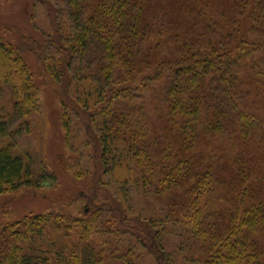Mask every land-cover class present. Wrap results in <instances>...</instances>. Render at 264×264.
Returning <instances> with one entry per match:
<instances>
[{
	"label": "trees",
	"instance_id": "1",
	"mask_svg": "<svg viewBox=\"0 0 264 264\" xmlns=\"http://www.w3.org/2000/svg\"><path fill=\"white\" fill-rule=\"evenodd\" d=\"M67 1L78 8L73 19L77 32L68 49L60 48L61 76L70 78L79 57L96 40L100 60L110 63L100 71L106 83L113 76L129 80L120 92L106 84L107 97L101 98L100 89L96 95L103 99L96 113L105 118L104 164L111 161L104 158L110 143L120 135L125 149L134 152L131 160L146 185L163 192L185 190L190 196L186 216L202 241L210 236L205 264H264V0ZM152 16L171 20L167 27L154 26ZM172 39L188 54L174 62L151 61L143 71L129 64V55L162 51ZM22 54L20 46L0 38V90L10 88L19 120L40 109V90ZM42 60L57 81L53 62ZM153 81L167 85L153 96L157 117L145 150L136 140L139 134L146 136L144 128H134L140 124L136 115L144 111L124 104ZM0 113V138L10 137L11 119ZM85 113L90 119L94 115ZM173 146L177 158L169 153ZM24 171L23 159L0 144V196L20 189ZM99 225L97 213L76 218L56 212L30 215L0 227V264H88L81 247L100 232ZM95 264H102L99 252Z\"/></svg>",
	"mask_w": 264,
	"mask_h": 264
},
{
	"label": "rangeland",
	"instance_id": "2",
	"mask_svg": "<svg viewBox=\"0 0 264 264\" xmlns=\"http://www.w3.org/2000/svg\"><path fill=\"white\" fill-rule=\"evenodd\" d=\"M77 11L78 8L74 9L67 0L0 1V38L21 47L22 56L40 90L39 111L23 120L14 116L10 88L2 86L0 90L3 93L0 112L11 119V135L0 138V144L12 147L25 166L20 189L0 196V227L30 215L50 212L72 218L97 213L100 232L87 239L89 247H81L88 264H95L98 252L102 254V264H205L212 249L210 236L202 241L196 235L186 216L187 202L191 199L185 190L172 188L163 192L155 185H146L142 172L131 160L134 152L125 149L120 135L112 140L109 153L104 156L111 161L108 164L102 161L105 118L96 111L103 102L101 98L108 95L104 92L106 84L108 88L116 85L120 92L123 89L120 87L129 80L113 76L106 83L100 71L110 63L106 58L100 60L96 40L90 50L79 57L80 64L71 71L70 78L61 76L58 70V61L63 59L60 48L63 45L68 49V40L77 32L73 22ZM148 19L151 21L150 16ZM170 20L152 16L154 26L167 27ZM32 50L35 51L29 52ZM187 54L179 41L172 39L163 45L162 51L133 53L127 59L129 64L143 71L151 61L174 62L175 58ZM42 59L49 64L53 62L52 74L58 77L57 81L48 74ZM98 65L101 66L99 70ZM169 67L175 68V64L170 63ZM114 68L120 72V66ZM166 85L153 81L129 97L130 104H124L125 108L144 111V116L136 115L135 119L140 117V124L134 128H144L146 136L139 134L136 140L145 150L153 137L152 125L157 117L153 96ZM99 89L103 93L101 98L96 96L100 94ZM103 107L109 108L107 101ZM116 109L120 111V101ZM85 111L94 113L93 117L90 119ZM126 147L133 148L130 144ZM177 152L173 146L169 153L177 158ZM147 155L152 158L154 153ZM221 202L225 204L224 200ZM214 203L220 205L218 200ZM72 243L78 247L80 241L73 236ZM158 247L163 251L160 256L156 255ZM213 248L216 249L215 245Z\"/></svg>",
	"mask_w": 264,
	"mask_h": 264
}]
</instances>
